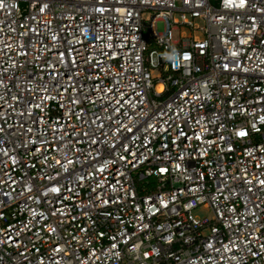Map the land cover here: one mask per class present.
Returning a JSON list of instances; mask_svg holds the SVG:
<instances>
[{
  "label": "built area",
  "instance_id": "1",
  "mask_svg": "<svg viewBox=\"0 0 264 264\" xmlns=\"http://www.w3.org/2000/svg\"><path fill=\"white\" fill-rule=\"evenodd\" d=\"M0 264H264V0H0Z\"/></svg>",
  "mask_w": 264,
  "mask_h": 264
},
{
  "label": "rangeland",
  "instance_id": "2",
  "mask_svg": "<svg viewBox=\"0 0 264 264\" xmlns=\"http://www.w3.org/2000/svg\"><path fill=\"white\" fill-rule=\"evenodd\" d=\"M213 5L215 6L216 4H213ZM154 27H155V30H156V32H157L158 34L163 33L164 25H163V23H162L161 21H157V22H155ZM147 41L149 42V40H147ZM197 214H200V215H207V216H209V217L211 216V215H210V212H208V211H203V210L198 211Z\"/></svg>",
  "mask_w": 264,
  "mask_h": 264
},
{
  "label": "clouds",
  "instance_id": "3",
  "mask_svg": "<svg viewBox=\"0 0 264 264\" xmlns=\"http://www.w3.org/2000/svg\"><path fill=\"white\" fill-rule=\"evenodd\" d=\"M176 55H177V53L175 52V50H173V52H172V54L169 56V58L171 59V58L175 57Z\"/></svg>",
  "mask_w": 264,
  "mask_h": 264
},
{
  "label": "bare ground",
  "instance_id": "4",
  "mask_svg": "<svg viewBox=\"0 0 264 264\" xmlns=\"http://www.w3.org/2000/svg\"><path fill=\"white\" fill-rule=\"evenodd\" d=\"M156 89H157V91H161L162 90V86L161 85H157Z\"/></svg>",
  "mask_w": 264,
  "mask_h": 264
}]
</instances>
